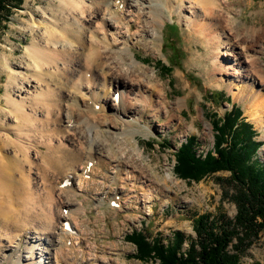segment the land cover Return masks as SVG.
<instances>
[{"label": "rangeland", "instance_id": "1", "mask_svg": "<svg viewBox=\"0 0 264 264\" xmlns=\"http://www.w3.org/2000/svg\"><path fill=\"white\" fill-rule=\"evenodd\" d=\"M157 1L161 4V8L154 12L155 16L150 14L149 9L142 10V22L138 27L139 36L133 35L128 39L130 52L127 57L129 58L126 66L123 65V67L126 68L133 61L132 69L136 70L137 65L145 69L151 77L153 76L154 80L146 84L153 91L156 88L162 90L161 95L167 100V108L151 111L144 110V106L141 105L136 116L130 115L134 114L133 112L123 113L121 119L124 124H115V120L112 119L114 112L112 106L107 107L104 103H99L94 107L96 92L99 96H108L109 104L112 105L111 97L114 93L112 86L108 89L95 84L94 90L83 88L82 92H78L77 81L82 75L80 82L84 81L87 69H82L74 76L75 80L74 78L73 81L71 80L69 89V86H65L67 90L75 92L76 104L65 108L64 115L71 114L73 122L67 124L62 117V127L64 125L72 130L81 128L84 134L79 142V145L83 147L81 149L95 151L101 148L104 153L114 157L121 156L120 154L124 152V157L131 160V165L134 168H140L146 176L144 180L136 179V176L132 178L131 174L128 176L121 168H114L115 162L107 164L109 161L107 158L102 160H106L107 167L105 165L100 167L95 156L93 162L90 161L91 159L88 161L91 168L95 166L97 168L92 178L95 180L94 184L84 191L77 190L76 195L73 194L67 198L72 202L69 207L60 208L59 196L52 186L53 211L60 212L70 219L74 217L78 227L87 236L86 244L92 248L90 255L84 253L79 249L80 241L76 240L75 245L78 250L71 253L73 256L71 264H161L158 259L148 261L138 259L137 248L128 236L134 231L143 230L150 240L159 237L164 245H168L175 233L180 232L187 239L182 249L185 253L190 240L197 239L194 231L196 217L202 214L210 215L211 219L218 216L235 217L237 207L231 196L236 188L230 182V172H214L195 181L179 177L174 169L176 153L193 137L196 143L194 151L198 156L204 157L209 151L214 152L215 132L212 118L215 114L222 118L226 112L233 109L234 105L238 106L242 117L256 130L258 134L256 140L262 142L259 160L264 162V127L257 125L256 121L251 119L246 108L253 103L264 102V32L261 30L264 27V0H220L227 6L217 10L222 14V26L225 27V33L222 36L225 44L219 49V53L214 47H207L206 41L202 38L203 33H194L189 25L190 21L195 24H205V27L210 23L196 0H171L173 7L170 4L166 6L165 0ZM60 2L61 0H24L20 9L13 11L9 21L0 26V135L5 139L7 146L4 150L8 154L4 152L6 159L1 153L3 157L0 155L2 160L0 168L3 169L1 167L3 162H8V171L10 169L16 177L20 175L21 169L27 170L33 178L31 184L41 190L43 186L49 185L44 183V179L47 178L43 175L47 174L48 177V174L54 172V167L50 166L49 162L46 164V159L40 153L37 154L36 151L39 150L36 148L30 149L31 152L27 150V155L22 156L23 159L19 152L18 154H16L17 151L13 152L17 144L16 129L13 127L18 124L25 127L28 123L20 121L21 113L16 119L9 108L8 100L10 97L19 100L28 90L35 92L36 83L32 81V76L38 75L41 69L38 68L27 47L34 46L38 49L39 45L43 47L50 45L47 31L57 22L64 25L67 20L70 21L67 13L59 10ZM127 9L128 14L134 7H127ZM154 17L158 25L153 24ZM72 22H75L74 19ZM235 35L239 36L234 38ZM239 38L242 41L255 38L256 44L261 46L260 52L252 53L245 58L246 44L236 43ZM69 40L70 38L64 42H67L68 46L71 45ZM233 43L236 46H233ZM223 52H225L224 55L220 54ZM160 61L173 65L171 74L163 72L159 65ZM216 63L219 70L213 72V66ZM60 66L65 68L63 64ZM50 72H53V69H50ZM254 73L257 78L260 75L263 78L260 77L259 82L252 86ZM11 75L16 76L15 83H20L19 86L17 84L16 87L15 83L8 86ZM62 75L64 76V72ZM28 79H31L30 84L27 83ZM56 81H53L54 86H58ZM21 83L24 84L22 93L18 91ZM105 89H108V92ZM132 91L130 96L133 98L136 92L135 86H132ZM213 93L230 96V100L224 99L221 102L222 96H218L217 101L214 102L211 98ZM116 94L119 96V93ZM152 95L153 100H160L155 93ZM41 108L45 113H37L38 117L40 116L39 119L43 120V122L42 120L40 123L37 122V125H40L39 128L42 125L49 126L46 123V107L41 105ZM34 117L35 115L29 120L32 121ZM50 117L51 115H48V118ZM107 122H113L117 128L108 127ZM34 124L36 125V120ZM9 128H12L11 133L6 131ZM123 130H131V133L117 137V133ZM35 136L33 137L35 144L45 142V138ZM53 137L52 143L60 144L61 137ZM11 138L14 140L13 143H16L15 146L12 142H8L12 140ZM64 142L67 144H64L66 147L73 148L71 142L65 140ZM37 147L39 148V145ZM41 150L46 152V146L44 145ZM10 158L12 162L6 161ZM83 163H80L76 176L81 174ZM17 165L18 170L14 169ZM67 169L66 167L63 170ZM129 170L131 171L130 167ZM157 172L168 178L169 184L166 185L164 180L159 182V186L152 183ZM70 174L71 178H75L74 173ZM172 177L175 179L173 180ZM147 179L151 181H146ZM73 181L75 184L65 182L64 186L76 189L77 178ZM49 187L52 188L51 185ZM63 198L66 199L65 196H61V199ZM28 235L32 240L29 238L31 242L27 245L32 247L36 243V238L33 233ZM24 241L25 238L17 249L10 246L7 241H3L0 246V264H36L35 262L57 264L54 259L55 250L52 249L50 252L54 246L51 248L48 246V255L42 253L45 251L43 245L39 246L38 249H34L33 258H31ZM241 264H264V233L242 255Z\"/></svg>", "mask_w": 264, "mask_h": 264}, {"label": "bare ground", "instance_id": "2", "mask_svg": "<svg viewBox=\"0 0 264 264\" xmlns=\"http://www.w3.org/2000/svg\"><path fill=\"white\" fill-rule=\"evenodd\" d=\"M196 1L198 5H200L203 14L209 19L210 23L209 26L205 27V24H195L193 21H190L189 25L194 33H203L204 37L202 38L203 41H206L207 47H214L219 53V49L225 44V41H223L222 38L225 33V27L222 26V14L217 10H222L226 8L227 5L225 6V3L220 0ZM164 3L166 6L170 4V6L173 7L171 0H165ZM58 7L59 10L67 13L70 17V21L67 20L64 25L57 22L47 31L50 45L46 47L39 45L38 49L34 46L27 47L28 52L41 70L38 72V75L34 74L32 76V81L36 83V86H34V88H36L35 92H30L28 90V92L24 93L25 95L19 100L12 97L8 100L10 105L9 108L16 116V119L20 117V115L18 117V114L21 113L20 121L22 123H28L25 127L20 124L13 127L16 129V146L13 143V138L8 142L14 144L15 150L13 152L17 151L16 154L19 152L21 157L27 155V150L30 151L32 148L38 149L39 151H36L37 154L40 153L41 156L46 159V164L49 162L50 166L54 167V172H51L50 175L48 174V177L47 174H44L43 176L47 179H44L45 177L43 179L44 183L51 185V187L54 186V189H56L55 191L59 196V206L63 209L64 207H69V204H72L71 200L67 198H70L73 194L76 195L77 190L84 191L86 188H90L94 184L93 182L95 180L92 178L93 173L97 168L96 166L94 167L95 169L89 166V159L93 162V159L97 157V162L99 161L98 165L104 167L106 160H102L107 158L109 159V161L107 160V164L115 162L114 168H121L122 171H126L128 176L131 174L132 178L133 176H136V179L144 180V177H146L143 174V171L141 172L140 168H134V166L131 165V160L129 161V159L127 160L124 157V152L120 154L121 156L114 157L104 153L101 148L95 151H84L81 149V144L79 145L80 138L84 135L81 128L72 130L68 127H64V125L62 127V117L67 124H72L73 122L71 114L64 115V111H66L65 108H67L68 105L76 104L75 92H71L65 88V86H69V83L75 80L74 76L82 71V69H87L86 75L84 76L85 82H80L83 75L82 77L80 76L79 81H77L76 85L78 92H82L83 88L94 90L95 84H99L103 88L107 87L108 89L109 86L113 87L114 93L111 97L113 101L112 105L111 103L109 104L110 99H108V96L102 97L99 96L97 92L96 94L94 92L96 97L94 107L99 103H104L107 107L112 106L114 108L112 119L115 120V124H124L121 119L123 113L133 112L134 114H129L136 116L138 114V108L141 105L144 106V110L150 109L152 111L156 109H165L167 108V100L162 97V90L155 87V92L149 88L148 84H146L152 82L154 77H151L145 69H142L137 65H134L137 68H135L136 70L132 69L133 61L131 64L129 63L130 65L128 64L126 68L123 67L129 58L127 57L130 52L128 39H130V36L133 37V35L139 36L138 27L142 22V10L145 8L149 9L150 14L155 16L154 12L161 8V4L157 0H61ZM127 7H134L135 10L130 9V13L127 14ZM72 19H74L75 22H72ZM153 24H157L155 17ZM157 25H155V27ZM92 26H94V28ZM134 26L136 27L135 30ZM218 28L221 30L217 31L216 29ZM261 30L264 32V27ZM230 34L232 35L233 33ZM238 36L235 35L234 38H237ZM68 38H70L69 42H71V45L69 46L66 45L67 42L64 43ZM254 39L251 38L242 41V39L239 38L237 39L238 41H236V43H240V45L242 43L246 44L244 47V53L246 54L245 58L249 57V55L251 56L252 53L256 54L260 52L259 48L261 46L257 45ZM232 45L236 46L235 43ZM220 54L224 55L225 52ZM60 64L65 65V68L61 67ZM217 64L218 63L214 64L213 72L219 70ZM50 69H53V72H50ZM63 72L64 76L62 75ZM254 76L256 78L254 77V85L252 86H255V83L257 81L259 82L260 77H262L260 75V77L257 78L255 73ZM15 79H17L15 75L10 76L9 87L15 83ZM30 80L31 79H28V84H30ZM54 80H57L56 82L58 86L53 85ZM15 84L17 87V84L19 86L20 83L16 82ZM132 86H135L136 88L133 98L130 96L133 92ZM23 87L24 84L21 83V87L18 89L20 93L24 91L22 90ZM69 88L70 86L68 89ZM108 89H105L106 92H108ZM61 90H63V92ZM116 93H119V96H117ZM154 93L160 98V100H153L152 94ZM41 105L46 107V123L49 126L42 125V127L39 128L38 126L40 125H37V122L40 123V120L42 119H39L40 116L38 117L37 113L44 112ZM246 108H248V114L251 119L255 120L257 125L264 127V102L257 104L253 103ZM34 115L35 117L33 120H29L32 119ZM48 115H51V117L48 118ZM35 120L36 125L34 124ZM107 124L108 127L112 126V128H117L113 122H107ZM10 129L12 128L7 129L6 131L11 133ZM130 131L123 130L120 133H117V137L120 135H129L131 133ZM35 135H39L42 139L45 138V142H42L43 145L39 143L35 144L33 142V137ZM74 135L76 137H74ZM53 136L61 137L60 144L52 143ZM4 140L5 139L0 135V155L3 153L4 157H6L5 153L7 151L5 152V146H7V144ZM64 140L71 142L73 148L69 149L66 147L67 144ZM37 145H39V148ZM44 145L46 146L47 151L41 152ZM100 145L104 146L103 144ZM6 155L8 154L6 153ZM102 156H104V158H102ZM11 158L6 161H10ZM82 160L83 162L85 161V163H83ZM7 163L3 162L1 165L3 169L0 168V246L3 241H7L10 246H14L17 249L22 243V239L25 238V248L28 249L27 253H30L31 258H33L34 249H38L39 246L43 245L42 247H44L45 251L42 253L44 254H49V249H47L48 246H50V248L54 246L50 249V252L52 249L55 250L54 259H56L57 264H71L73 257L71 256V253L73 254L78 250L75 241L79 240L80 243L78 246L80 251L90 255L92 248L86 244L85 241L87 240V236H85L78 227L75 218L71 215V220L67 216H63L62 213H55V210L53 211V187L50 188L49 185H47L48 187L43 186L42 190L36 188L35 185L31 184L33 178L30 177L27 170L24 171L21 169L20 175L16 177L11 173L10 169L8 171ZM80 163H83L84 166L81 167V174L76 176ZM105 166L107 167V165ZM66 167L68 169L63 170ZM129 167L131 171L129 170ZM14 169L18 170V165L16 167L14 166ZM30 171L32 170L30 169ZM70 173H74V177L77 178L76 189L64 186L65 182L75 184L73 181L75 178H71ZM89 174H91V176H89ZM172 179L174 180L175 178L172 177ZM162 180H164L166 185L169 184L168 181L170 180L157 172L155 173L154 180L151 181L150 179H147L146 181H151L159 186V182ZM44 183L42 184L44 185ZM161 187H163V185ZM61 196H65L67 200L64 198L61 199ZM147 197L150 198V196ZM29 233H33L36 238V243L33 244L32 247H28L27 245V243L32 240L31 237H29L30 235H28ZM29 238L31 240H29ZM18 256H20V254H18ZM35 263L39 264V262Z\"/></svg>", "mask_w": 264, "mask_h": 264}, {"label": "trees", "instance_id": "3", "mask_svg": "<svg viewBox=\"0 0 264 264\" xmlns=\"http://www.w3.org/2000/svg\"><path fill=\"white\" fill-rule=\"evenodd\" d=\"M24 0H0V26L9 21ZM163 72L171 74L173 65L160 61ZM221 102L230 100L222 93ZM214 152L204 157L194 151L195 138L184 143L176 153L175 173L185 179L199 181L219 171L230 172V182L236 188L232 199L237 207L234 218L202 214L194 220L197 239L190 240L182 252L185 236L177 232L168 245L159 237L150 240L141 230L128 239L136 246V257L142 261L158 259L161 264H241V257L264 233V162L259 160L262 142L256 140L253 125L242 117L238 106L224 116L212 118Z\"/></svg>", "mask_w": 264, "mask_h": 264}]
</instances>
